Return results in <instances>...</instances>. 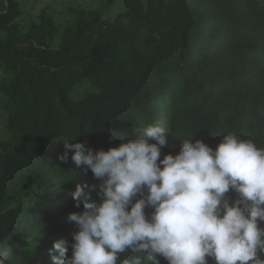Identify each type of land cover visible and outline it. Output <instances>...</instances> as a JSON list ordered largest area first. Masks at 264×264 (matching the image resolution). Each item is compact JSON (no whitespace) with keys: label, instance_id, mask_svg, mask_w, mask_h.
Wrapping results in <instances>:
<instances>
[{"label":"trees","instance_id":"16d2710c","mask_svg":"<svg viewBox=\"0 0 264 264\" xmlns=\"http://www.w3.org/2000/svg\"><path fill=\"white\" fill-rule=\"evenodd\" d=\"M122 2L114 19L73 8L64 24L43 11L24 30L19 3L0 0V251L9 264H52L59 239L70 256L67 218L83 211L71 193L85 182L98 199L102 181L71 152L58 159L62 140L107 150L158 124L170 133L161 159L191 136L215 149L233 133L264 148V0Z\"/></svg>","mask_w":264,"mask_h":264},{"label":"clouds","instance_id":"9594fccd","mask_svg":"<svg viewBox=\"0 0 264 264\" xmlns=\"http://www.w3.org/2000/svg\"><path fill=\"white\" fill-rule=\"evenodd\" d=\"M167 134L150 124L107 150L62 140L58 159L71 152L102 183L98 199L96 185L76 184L71 196L83 211L67 218L76 225L71 255L56 240L52 264H264V148L233 133L215 149L191 136L161 159ZM0 264H9L6 252Z\"/></svg>","mask_w":264,"mask_h":264},{"label":"rangeland","instance_id":"374dc122","mask_svg":"<svg viewBox=\"0 0 264 264\" xmlns=\"http://www.w3.org/2000/svg\"><path fill=\"white\" fill-rule=\"evenodd\" d=\"M19 3L21 15L18 22L24 30H28L31 23L38 18L40 13L46 11L51 16L63 19L66 24L73 19V8H82L104 13L105 19H114L119 13L123 12L124 5L122 0H16ZM2 136L0 130V137ZM50 247V246H49Z\"/></svg>","mask_w":264,"mask_h":264}]
</instances>
